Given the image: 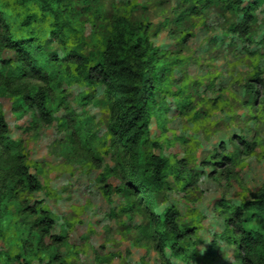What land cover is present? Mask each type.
I'll return each mask as SVG.
<instances>
[{
    "label": "rangeland",
    "instance_id": "obj_1",
    "mask_svg": "<svg viewBox=\"0 0 264 264\" xmlns=\"http://www.w3.org/2000/svg\"><path fill=\"white\" fill-rule=\"evenodd\" d=\"M43 1L58 14L56 26L49 16L31 24L47 56L62 59L64 46L86 56L100 52L122 24L134 32L124 51L140 45L144 78L151 66L157 72L151 94L145 86L153 101L145 151L176 169L153 194L152 211L174 208L178 224L193 233L180 244L186 258L161 257L144 198L116 191L127 159L107 135L102 89L50 83L47 124L19 103L25 89L45 83L22 76L17 55L0 44V115L7 125L0 133V264H242L226 238L223 211L264 188V0H21L20 6L41 17ZM5 18L0 38L5 24L14 26V16ZM128 58L137 61L130 52ZM18 154L40 191L12 177ZM105 185L112 186L109 195ZM40 209L54 220L53 238L37 245L39 215L31 211Z\"/></svg>",
    "mask_w": 264,
    "mask_h": 264
},
{
    "label": "trees",
    "instance_id": "obj_2",
    "mask_svg": "<svg viewBox=\"0 0 264 264\" xmlns=\"http://www.w3.org/2000/svg\"><path fill=\"white\" fill-rule=\"evenodd\" d=\"M20 3L21 0H16L13 4L0 0V18L8 22L5 17L14 16V26L11 30V27L9 29L5 24L6 29L0 38V44L17 55L20 62L18 69L22 76L41 79L45 87L34 91L25 89L19 103L29 110H36L42 120L50 124L48 94L53 91L50 83L101 88L108 113L107 135L113 146L122 151L127 159L122 172L124 184L116 191L128 192V195H140L144 198L151 215L149 234L155 241L161 257H165L168 253L171 258H186L180 244L193 231L178 224L179 214L174 208H168L159 215L152 211L154 210L153 194L164 189L167 178L176 169L170 167L167 159L145 151L153 106L151 97L145 96V86H148V94H151L157 72L155 67L151 66L146 70L147 75L144 78L141 69L145 63L140 62L144 53L140 45H134L127 52L124 51L126 39H132L134 32L125 24L119 25L114 35L103 39L100 52L86 56L70 46H64L63 58L57 59L55 53L47 56L41 38L36 36L31 27L35 20L45 21L48 16L53 17L52 24L56 26L57 12L47 4V1H43L42 16L36 17L26 8L22 9ZM85 4L89 6L88 3ZM249 18L250 14L245 12L244 22L240 27L243 34L247 31ZM57 37L61 39L60 42L67 41L62 28ZM129 52L136 57V62L129 60ZM6 130L7 125L0 115V133L5 134ZM240 142L249 153L254 150V145L243 140ZM12 177L29 192L41 190V185L25 166L22 155L18 154L14 159ZM111 189V185H105L104 194L109 195ZM31 213L39 215L34 238L37 245H41L44 238H53L50 231L54 220L49 212L43 209L33 210ZM223 214L227 216L225 222L228 237L226 238L236 245L242 264H264V188H261L257 197L251 201H246L235 208L225 206ZM53 240L59 242L60 238ZM166 264L169 262L167 261Z\"/></svg>",
    "mask_w": 264,
    "mask_h": 264
}]
</instances>
